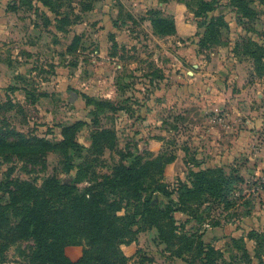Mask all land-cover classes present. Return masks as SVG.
Instances as JSON below:
<instances>
[{
  "label": "rangeland",
  "instance_id": "374dc122",
  "mask_svg": "<svg viewBox=\"0 0 264 264\" xmlns=\"http://www.w3.org/2000/svg\"><path fill=\"white\" fill-rule=\"evenodd\" d=\"M214 16L224 18L219 39L203 43ZM76 123L71 147L39 149ZM23 139L40 146L0 153V204L12 179L57 176L84 191L158 156L155 178L178 201L192 170L222 168L240 178L230 204L206 195L177 210L176 225L220 251L217 264H264V241L248 236L264 234V0H0V140ZM145 226L121 245L127 264H188ZM34 246H0V264H31ZM85 246L65 255L77 261Z\"/></svg>",
  "mask_w": 264,
  "mask_h": 264
},
{
  "label": "trees",
  "instance_id": "16d2710c",
  "mask_svg": "<svg viewBox=\"0 0 264 264\" xmlns=\"http://www.w3.org/2000/svg\"><path fill=\"white\" fill-rule=\"evenodd\" d=\"M40 1L45 6L51 4V0ZM90 8V4L86 6V10ZM223 24L222 16L212 17L201 41H217ZM246 47V52L252 53L250 46ZM262 55L257 56L260 64ZM77 126L76 123L66 128L64 137L65 132ZM64 139L57 145L47 141L39 149L71 147L69 138ZM36 146L40 145L24 139L15 143L0 140V153H26L35 151ZM164 158L158 156L145 164H120L113 175L84 191L79 190L76 183H62L57 176H48L41 186L20 179L9 180L6 192L9 201L0 204V246L3 249L20 239H32L35 246L30 255L31 264H127L128 256L121 245L131 243L133 226L142 221L145 227L157 228L160 240L188 264H217L220 251L204 243L196 232L186 230L185 224L178 227L174 215L177 210L185 211L190 203L203 202L206 195L230 204V193L240 178L226 174L222 168L192 170L191 180L180 183L178 201H175L174 192L155 178L156 173L163 172ZM173 159L169 157L165 162ZM148 181L155 184L150 192L148 189L153 186L145 187ZM147 191L149 194H144ZM155 192L162 193L169 201L162 204L158 198L152 199ZM123 204L133 206V211L118 214ZM248 236L258 243L264 241V234L256 230L250 231ZM82 242L86 244L83 255L71 261L65 255L66 247ZM187 253L190 258L184 257Z\"/></svg>",
  "mask_w": 264,
  "mask_h": 264
}]
</instances>
